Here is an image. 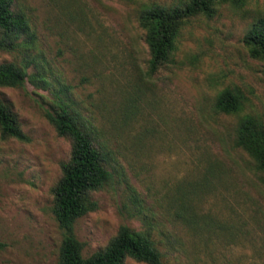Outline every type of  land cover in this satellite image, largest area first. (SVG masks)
Here are the masks:
<instances>
[{"label":"rangeland","instance_id":"1","mask_svg":"<svg viewBox=\"0 0 264 264\" xmlns=\"http://www.w3.org/2000/svg\"><path fill=\"white\" fill-rule=\"evenodd\" d=\"M187 0H14L27 30L0 63L24 66L0 87L24 139L0 136V264H55L61 230L51 186L69 140L46 112L66 103L101 146L111 176L73 222L81 255L120 225L145 234L160 264H264V172L235 146L243 115L264 122V75L242 36L264 0L216 3L181 25L167 62L147 73L139 11ZM225 87L241 108L217 112ZM125 264H147L126 259Z\"/></svg>","mask_w":264,"mask_h":264},{"label":"trees","instance_id":"2","mask_svg":"<svg viewBox=\"0 0 264 264\" xmlns=\"http://www.w3.org/2000/svg\"><path fill=\"white\" fill-rule=\"evenodd\" d=\"M240 7L245 0H187L182 4L163 6L152 4L138 14V24L144 31V42L149 57L147 73L151 74L168 61L181 25L191 16H210L216 3ZM27 30V18L14 9V0H0V49H11ZM248 55L261 62L264 75V16L250 24L242 36ZM27 72L13 62L0 63V87L21 86ZM243 94L236 87L221 89L214 101L217 112L231 114L242 105ZM46 112V119L57 135L69 140L67 158L60 162V173L50 188L51 212L61 230V240L55 264H125L126 259L147 264H160L162 254L154 242L126 225H120L107 243L88 256L81 255V243L73 232V222L93 211L96 202L91 194L110 179L106 156L94 134L78 120L68 104ZM0 136L24 139L13 112L0 100ZM235 146L253 161L258 171L264 172V122L252 115L241 116L235 128Z\"/></svg>","mask_w":264,"mask_h":264}]
</instances>
